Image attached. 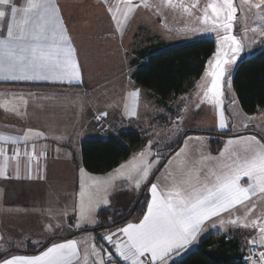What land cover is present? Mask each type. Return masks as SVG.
<instances>
[{
    "label": "crops",
    "instance_id": "crops-1",
    "mask_svg": "<svg viewBox=\"0 0 264 264\" xmlns=\"http://www.w3.org/2000/svg\"><path fill=\"white\" fill-rule=\"evenodd\" d=\"M13 2L17 6L26 4V0ZM53 3L58 6L59 15L70 37L74 49L73 60L78 64L80 78L71 82L68 79L62 82L0 81V136L16 137L18 140L16 144L0 141V148L6 153L0 156V258L39 255L54 243L74 240L77 242L78 255L73 258L72 264H91L93 256L89 254L85 260V255L91 253L93 243L96 246L103 244L107 248L112 247L105 244L101 236L115 231L126 222H139L142 219L150 199V183L164 187L189 178L194 182L197 175L203 177L210 170L220 171L227 155L221 157L213 152L209 141H204L198 147V139L189 140L185 144L184 138L180 146L168 154L166 160L154 170V177L142 194L144 206L140 216L110 228L96 230L100 224L98 213L101 210L125 214L138 200L139 192H112L117 189L114 186L108 190L110 204L100 203L92 213L95 225L76 227L81 184L87 190V183L108 180V174L116 169L94 175L86 171L81 163L82 142L103 139L100 136L110 133L108 130L112 129L115 119L102 108L98 98L99 87L104 84L109 92L113 91L116 83L124 79L129 81L133 74L126 79L122 74H112V71L101 69L104 68L101 62H93L97 59L98 49H102L103 35L113 31L106 32L99 22L90 23L91 16L88 13L95 17L98 15V20L100 13L106 17V12L111 17L112 13L105 11L108 9L106 0H53ZM7 22L0 19V37L6 35ZM258 27H264V22ZM134 33L135 39L142 34ZM261 49L264 52V44ZM97 69L99 73L95 74ZM101 112H107V116L98 121L96 116ZM28 130L44 135L35 137L29 133V139L25 142L22 138ZM244 133L252 134L249 130ZM74 139L76 143L72 146ZM181 148H184V152L176 156ZM14 155L16 159L11 158ZM241 184L247 185L245 178H242ZM104 195L103 192L98 194L99 197ZM250 199L256 203L253 215L261 216L264 213V194L257 193ZM206 223L208 227L198 234L190 246L170 257L169 264L178 262L184 255L197 249L203 240L212 236L229 237L230 241L238 243L239 255L244 254L249 246L247 240L231 232V224L221 226L217 222L216 227H212L210 222ZM254 231L257 234V229Z\"/></svg>",
    "mask_w": 264,
    "mask_h": 264
},
{
    "label": "snow or ice",
    "instance_id": "snow-or-ice-1",
    "mask_svg": "<svg viewBox=\"0 0 264 264\" xmlns=\"http://www.w3.org/2000/svg\"><path fill=\"white\" fill-rule=\"evenodd\" d=\"M165 3L169 7H175L172 0H165ZM139 6L146 9L153 7L148 0H143ZM245 6L249 11L264 10V0H241V12ZM136 7L132 0H125L124 21L113 15L117 31H123L124 22ZM180 7L183 12L191 14L190 8H196L197 4L192 3L190 8L181 4ZM208 8H211L215 17L211 20V30L222 28L225 31L226 34L221 40L229 44L232 53L229 56L224 52L222 56L221 48L218 46L214 58L209 61L210 70H207L205 77H202V79L211 77V81L203 91L201 103L207 100L219 107L222 103L221 96L224 94V83L227 82L226 74L230 71L226 66L236 62L243 43L231 32L232 21L238 10L233 0L209 4ZM108 11L113 12L111 5L108 6ZM0 19L8 21L6 35L0 37V81L62 82L68 79L71 82L80 78L78 64L73 60L74 49L70 37L59 15V8L53 0H26L23 6H17L13 0H0ZM201 22L209 23L207 9ZM251 31L264 37V27L252 28ZM251 39L255 42V36ZM138 95L139 90L130 93L132 98ZM130 115L136 116L137 113L133 110ZM105 116L107 112H101L96 119L99 121ZM244 126L247 127V123ZM225 127L226 124L221 119L219 128ZM29 133L35 137L44 135L28 130L22 138L25 142L29 139ZM0 141H10L12 144L18 142L16 137L5 136H0ZM236 144L243 148L245 155L235 151ZM150 145L151 142L149 147ZM183 152L184 148H181L176 156H180ZM226 152L227 159L221 165L220 171L210 170L203 177L197 175L194 182L189 178L164 187L158 183H150V199L147 201L142 219L139 222H126L115 231L106 233L102 239L108 245H112V249L109 250L103 244L96 246L93 243L91 253H86L85 260L90 254L99 257L93 261V264H121V262L169 264L170 257L190 246L197 239L198 234L208 227L206 222H210L212 227H216L219 222L221 226L228 223L257 229V235L247 239V245L255 247H249V255L245 260L248 264H261V261H264V251H256V248L264 249V222H258L264 218V213L253 217L256 203L250 198L257 193L264 194V140L255 136H241L238 140L229 139L220 156L225 157ZM16 154H19L18 151ZM4 155H6L5 150L0 148V156ZM138 156L141 157L140 162L130 170H126L129 169L128 164H121L113 173L108 174V180L95 181L87 190L85 185L81 184L80 202L76 209V227L95 225L92 213L100 203L110 204L107 193L110 187L115 186V181L127 180L129 183L134 181L137 190L142 187V182L149 183L159 160L149 162L144 158V153H139ZM11 158L16 159V155ZM133 159L136 160V157ZM136 174L139 175L138 179L135 178ZM243 177L247 178L246 186L241 184ZM100 192L105 195L98 197ZM238 205L244 207V217L240 218L239 222L230 218L226 220L224 214L231 217ZM76 244L74 240L54 243L39 255L0 258V264H72L73 258L78 255Z\"/></svg>",
    "mask_w": 264,
    "mask_h": 264
},
{
    "label": "rangeland",
    "instance_id": "rangeland-1",
    "mask_svg": "<svg viewBox=\"0 0 264 264\" xmlns=\"http://www.w3.org/2000/svg\"><path fill=\"white\" fill-rule=\"evenodd\" d=\"M221 2L222 0H172V4L175 7H169L166 5L165 0H148V3L153 5V7L146 9L139 6L143 3V0H132V3L137 5V7L129 14V18L124 22L123 31L121 32L117 31L113 15L124 21L123 12L126 11L124 9L125 0H106V6L111 5L113 7L111 17L106 12V17L100 13L98 20V15L95 17V15L92 16L88 13L91 16L90 23H94V21L96 24L101 23L105 27L106 32L113 31L103 35L108 39L102 37L104 40L102 49H98L99 53L96 54L97 57L95 56L97 59L93 60V62H101L100 64L104 65V68L101 69L112 71V74H122L127 79L128 75L133 74L141 65V63L133 65L132 62L136 58L135 54L143 47L148 48L159 43L175 46L204 39H212L216 43V51L218 46H220L221 55L223 56V53L227 52L230 56L232 53L229 44L221 40V37L226 34L225 31L222 28L216 31L211 30V20L215 19V17H213L211 8H208V5L213 3L219 4ZM192 3H196L197 7L190 8ZM233 3L238 10L232 21L231 32L238 40L242 41L243 47L237 55L236 62L230 66H226L229 67L230 71L226 74L227 82L224 83V94L221 96L222 103L219 107L207 100L201 103L203 91L206 90L211 81V77H207L206 79H202V77H205L206 71L210 70L209 61L214 58V55L207 61L202 77L190 91L166 102H161L152 92L137 86L131 78L129 81L124 79V81L116 83L117 86L110 92L104 84L100 85L98 93L100 104L104 108V111H108L109 115L111 114L115 118L114 123L112 121V129L108 130L110 133L107 132V135L100 137L107 138L109 136H117L121 132L134 131L143 139L141 148L133 152L128 158V162L125 163L129 165V169L126 170H130L140 162L141 157L138 156L139 153H144V158L149 162L159 160V164H161L168 157L167 155L172 147L177 142H183L184 138L185 144L189 140L199 138L197 140L199 141L198 147L204 141H209L211 146L212 142L213 145L214 142L215 144H220L215 149L217 155H220L225 150L229 139L238 140L241 136H255L257 139L264 140L263 110L258 109L255 114L246 115L241 110L231 86L232 75L237 64L245 58H250L262 52L261 48L264 42L261 41H264V37L253 33L251 29L261 28L258 26L264 22V10L251 9L249 11L245 6L243 12H241V0H233ZM181 4L184 7H189L191 14L183 12V9L180 7ZM205 9H207L209 23L201 22ZM105 11H108V9L106 8ZM134 32L138 35L141 34L140 37L135 39ZM253 36H255V42L251 39ZM94 47L98 48L97 45ZM94 73L98 74V69ZM136 90H139V95L136 98H132L130 93ZM133 110L136 111V116L130 115V112ZM249 118L251 119L249 120ZM221 119L226 124L224 129L219 128ZM245 123H247V127L244 126ZM246 130H249L253 135H244ZM198 132L226 133L228 136L222 138V136L217 134L205 135ZM189 137L191 139H188ZM149 142H151L150 147ZM73 143H76V139L72 141V146ZM234 148L239 154L245 155L243 148L239 144L234 145ZM225 155H228L227 152ZM134 157H136V160L133 159ZM159 164L154 167L150 180L153 179L154 170L158 169ZM135 178L138 179L139 175L136 174ZM243 178L247 182V178ZM93 183L92 181L90 184H87L91 186ZM148 184L142 182V187L137 190L134 181L129 183L127 180H119L115 181L117 189H113L112 192L117 190L139 192L138 198H140ZM239 209L240 206L238 205L231 217L224 214L225 219H236L239 222L245 213L243 206H241V211ZM253 217L256 216L253 215ZM258 222H264V218ZM254 230L253 228L236 226L230 229L235 235L243 237L245 240L253 235H257ZM104 242L105 244L107 243L106 241ZM108 249L111 250L112 247ZM104 255L106 256V254ZM98 258V256H93L91 264Z\"/></svg>",
    "mask_w": 264,
    "mask_h": 264
},
{
    "label": "trees",
    "instance_id": "trees-1",
    "mask_svg": "<svg viewBox=\"0 0 264 264\" xmlns=\"http://www.w3.org/2000/svg\"><path fill=\"white\" fill-rule=\"evenodd\" d=\"M215 52L216 43L212 39L175 46L162 43L152 45L135 54L133 65H141L133 73L132 80L137 86L152 92L161 102L169 101L194 87L202 77L207 61ZM231 86L246 115H253L258 109L264 112V52L245 58L237 64ZM198 133L217 134L222 138L228 136L218 132ZM142 144V137L134 131H125L116 137L85 140L80 147L82 166L92 174L108 173L127 161ZM219 145L215 142L213 145L212 142V151L215 152ZM179 146L180 142H177L169 154ZM143 206L144 196L141 195L134 207L125 214L101 210L98 213L100 224L96 230L110 228L140 216ZM241 257L237 242L227 241L222 236H212L174 264H242Z\"/></svg>",
    "mask_w": 264,
    "mask_h": 264
},
{
    "label": "built area",
    "instance_id": "built-area-1",
    "mask_svg": "<svg viewBox=\"0 0 264 264\" xmlns=\"http://www.w3.org/2000/svg\"><path fill=\"white\" fill-rule=\"evenodd\" d=\"M226 240L230 241V238L229 237H226ZM249 247H255V246H248L246 251L244 252V254L242 255L241 257V262L242 264H248V262L245 260V257L249 255ZM256 251H264V249H260V248H256ZM261 264H264V261H261Z\"/></svg>",
    "mask_w": 264,
    "mask_h": 264
}]
</instances>
